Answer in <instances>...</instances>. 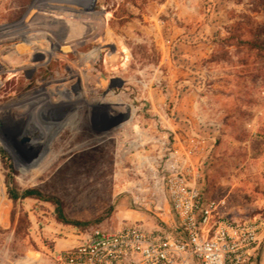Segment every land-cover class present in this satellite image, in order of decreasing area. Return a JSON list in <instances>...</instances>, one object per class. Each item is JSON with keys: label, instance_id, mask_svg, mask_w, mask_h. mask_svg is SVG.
Returning a JSON list of instances; mask_svg holds the SVG:
<instances>
[{"label": "rangeland", "instance_id": "374dc122", "mask_svg": "<svg viewBox=\"0 0 264 264\" xmlns=\"http://www.w3.org/2000/svg\"><path fill=\"white\" fill-rule=\"evenodd\" d=\"M24 22L66 27L68 46ZM194 133L220 214L264 215V0H0V264H48L80 231L50 202L13 203L2 151L21 188L60 197L74 219L106 212L91 227L113 229L146 212L123 216L130 141L181 148Z\"/></svg>", "mask_w": 264, "mask_h": 264}, {"label": "built area", "instance_id": "2783aa9c", "mask_svg": "<svg viewBox=\"0 0 264 264\" xmlns=\"http://www.w3.org/2000/svg\"><path fill=\"white\" fill-rule=\"evenodd\" d=\"M148 143L155 153L132 161L140 179L129 192L132 208L145 209L153 225L80 230L73 245L49 250L48 264H264V215L230 219L220 214L224 201L205 192L207 156L194 161L203 138L194 133L181 148L178 136L141 142ZM164 202L170 222L159 214Z\"/></svg>", "mask_w": 264, "mask_h": 264}, {"label": "trees", "instance_id": "16d2710c", "mask_svg": "<svg viewBox=\"0 0 264 264\" xmlns=\"http://www.w3.org/2000/svg\"><path fill=\"white\" fill-rule=\"evenodd\" d=\"M1 158L4 166L8 169V172L6 173V186L8 196L15 205L19 201L27 198H35L38 200L50 202L55 207L56 219L59 222L74 225L80 228V230L88 229L92 225L100 223L108 216V213L105 212L95 218L87 220H79L69 217L64 210L63 201L60 197L46 193L37 187L21 188L15 179L14 171L12 170L11 165L6 161V155L3 151L1 152ZM11 218L13 221H15L14 212H12Z\"/></svg>", "mask_w": 264, "mask_h": 264}, {"label": "crops", "instance_id": "0c3cea01", "mask_svg": "<svg viewBox=\"0 0 264 264\" xmlns=\"http://www.w3.org/2000/svg\"><path fill=\"white\" fill-rule=\"evenodd\" d=\"M152 137L153 136H148L145 141H142V136H141V138H139V140L141 139L140 142H138L137 139L130 141V148H131L130 153L132 156H134L133 157L134 161L136 160L137 155L139 156L140 154H142L143 150L146 151L145 155L151 154V151H153L154 149L150 148V146L148 144H146V146H148V147H146L145 145H142L141 142H147ZM140 146H143V147L141 148ZM153 146H156V144ZM130 169H132V165H131ZM131 173L134 174V176H132L131 180L129 181V186L133 185L136 180L140 179V174L135 173L133 170H131ZM136 211H138V210L134 209V208H130V209L126 210V212L124 213L123 216H124V218H128V219L133 218V217H135V214L133 212H136ZM159 214H160L163 221L170 222L173 220V214L171 211V207H170V204L167 202H164L163 209H162V211L159 212ZM135 218H137V221H136L137 223L141 222V224L146 225V226H152L153 225V220L151 219L150 214L147 211L145 213L137 215V217H135Z\"/></svg>", "mask_w": 264, "mask_h": 264}, {"label": "flooded vegetation", "instance_id": "af4514ba", "mask_svg": "<svg viewBox=\"0 0 264 264\" xmlns=\"http://www.w3.org/2000/svg\"><path fill=\"white\" fill-rule=\"evenodd\" d=\"M21 25H27L30 28H34V31H29L28 33H26L25 35L27 36H39V37H48L49 39H51L52 41V45L56 46L58 49H60L61 51H64V47L68 46L67 44L65 45V43H67V41L65 40L66 37V31L67 28L64 26L60 27V32H56L55 29L49 27L50 25H52L51 23H46V22H24L21 23ZM33 26V27H31ZM84 40L81 41V44ZM74 45V44H72ZM44 57V56H41ZM69 71H71L69 69V67L67 66V70L65 71L66 73ZM70 74L74 77L75 75H77L79 78V74L77 72L74 73L73 71L70 72ZM67 78H65V76L62 78L61 82H64Z\"/></svg>", "mask_w": 264, "mask_h": 264}, {"label": "bare ground", "instance_id": "6f19581e", "mask_svg": "<svg viewBox=\"0 0 264 264\" xmlns=\"http://www.w3.org/2000/svg\"><path fill=\"white\" fill-rule=\"evenodd\" d=\"M95 51V50H94ZM93 52V51H92ZM91 52V53H92ZM91 53H89V54H79V57L81 58V59H86V58H89V57H91ZM42 95L43 94H41L40 96L38 95V98H40V97H42ZM34 97H36L37 98V96H34ZM31 101V100H30ZM60 125V124H59ZM58 125V126H59ZM50 127H51V125H46V126H44V127H40L39 129L41 130V133H42V135L44 136V137H46L48 134H50V133H54L55 131H56V128H54L53 130L52 129H50ZM52 127H54V126H52Z\"/></svg>", "mask_w": 264, "mask_h": 264}, {"label": "water", "instance_id": "95a60500", "mask_svg": "<svg viewBox=\"0 0 264 264\" xmlns=\"http://www.w3.org/2000/svg\"><path fill=\"white\" fill-rule=\"evenodd\" d=\"M28 140V137L27 136H22L21 138H20V141L21 142H26Z\"/></svg>", "mask_w": 264, "mask_h": 264}]
</instances>
